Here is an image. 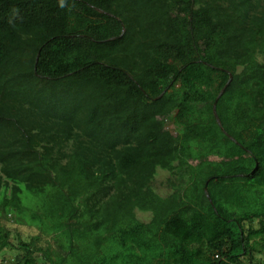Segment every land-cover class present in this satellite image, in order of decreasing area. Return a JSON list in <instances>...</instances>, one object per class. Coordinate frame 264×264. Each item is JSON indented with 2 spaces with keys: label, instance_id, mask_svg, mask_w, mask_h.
<instances>
[{
  "label": "trees",
  "instance_id": "16d2710c",
  "mask_svg": "<svg viewBox=\"0 0 264 264\" xmlns=\"http://www.w3.org/2000/svg\"><path fill=\"white\" fill-rule=\"evenodd\" d=\"M1 217L12 264H260L264 0H0Z\"/></svg>",
  "mask_w": 264,
  "mask_h": 264
},
{
  "label": "rangeland",
  "instance_id": "374dc122",
  "mask_svg": "<svg viewBox=\"0 0 264 264\" xmlns=\"http://www.w3.org/2000/svg\"><path fill=\"white\" fill-rule=\"evenodd\" d=\"M168 175L166 172L158 170L155 178L152 182V188L159 196H166L169 193L168 188L165 186V181L167 179ZM136 218L143 223H147L150 220V214H143L136 212ZM0 226L5 227L7 230L11 233V244L12 246L9 248H6L3 253L0 255V264H12L14 262V259L16 256L21 255L22 252L19 250H16L14 248V245L16 243V233L21 235V237L24 240L29 239L31 236H34L36 234L35 230L28 227H20L16 226L12 223L11 220H7L4 217L0 218ZM260 264H264V259ZM41 261V260H40Z\"/></svg>",
  "mask_w": 264,
  "mask_h": 264
},
{
  "label": "water",
  "instance_id": "95a60500",
  "mask_svg": "<svg viewBox=\"0 0 264 264\" xmlns=\"http://www.w3.org/2000/svg\"><path fill=\"white\" fill-rule=\"evenodd\" d=\"M231 79H232V76L229 74L228 76V81L227 83L225 84V86L222 88V90L218 93L213 105H212V112H213V115H214V118H215V121L217 123V125L220 127V122L217 118V115H216V111H215V108H216V103H217V100L219 99V97L222 95L223 91L225 90L226 86L231 82ZM221 129V127H220ZM222 130V129H221ZM223 131V130H222ZM204 193L206 194V187L204 188ZM207 199L209 200L208 196L206 195Z\"/></svg>",
  "mask_w": 264,
  "mask_h": 264
}]
</instances>
